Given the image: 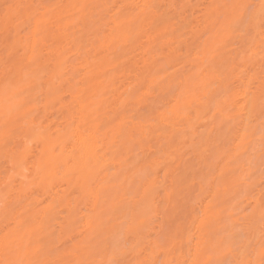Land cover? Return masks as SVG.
Here are the masks:
<instances>
[{"label":"snow or ice","instance_id":"1","mask_svg":"<svg viewBox=\"0 0 264 264\" xmlns=\"http://www.w3.org/2000/svg\"><path fill=\"white\" fill-rule=\"evenodd\" d=\"M73 28L88 37L89 43L81 45L85 58L99 42L106 52L115 50L108 59L117 70L122 56L116 52L126 56L124 50L144 36L155 35L172 50L167 74L157 73L150 85L147 67L138 62L136 80L126 89L112 77L107 85L101 80V87L81 94L69 125L73 136L79 135L81 172L92 165L93 154L85 159L84 153L94 143L89 125L96 124L101 111L113 126L114 160L158 134L167 140L170 161L175 162L186 153L173 130L189 118L192 105L214 101L213 130L233 145L220 179L225 190L244 192L238 211L234 206L225 216L217 203L197 214L201 193L194 184L169 194V201L173 195L183 200L180 212L179 203L161 210L150 170L140 182L117 176L99 190L96 182H86L93 212L84 228L78 229L63 211L59 215L66 219L58 220V227L52 226L51 213L22 211L30 186L28 176L16 172L24 162L17 142L34 127L33 105L55 95L53 82L67 75L66 63H54L52 54ZM0 35L5 53L0 70V141L5 149L0 214L6 228L0 264H264V0L203 5L19 0L0 4ZM169 97L177 103L172 105ZM61 166L57 160L48 162L51 168ZM209 174L214 170L209 168ZM66 231L79 234L65 239Z\"/></svg>","mask_w":264,"mask_h":264},{"label":"bare ground","instance_id":"2","mask_svg":"<svg viewBox=\"0 0 264 264\" xmlns=\"http://www.w3.org/2000/svg\"><path fill=\"white\" fill-rule=\"evenodd\" d=\"M158 0H151V2H157ZM26 2H30L27 0ZM108 3V0H60L58 3ZM145 0H113L108 4H128V3H143ZM115 15V13H113ZM79 30H74L72 33L69 32L68 36L57 42L54 46L53 51V62L54 63H66L67 75L63 77V79L55 80L52 84L53 91L55 95L51 96L48 99L43 101V109L46 113L49 110L55 109L57 105L58 114L60 113L62 119L65 117L64 124L61 123L58 129H48V127L42 126V124L37 123L36 118L34 117V121L32 122L34 127L31 131H29L28 136L24 141L26 145L20 150L23 155V163L19 164L16 168L17 175L23 177L24 175L28 176L27 183L29 186L33 184L36 186V189L43 193H50V198L47 205L39 212L41 213H51V217L56 214L57 210L63 208V210L71 217V221L75 223H80L82 228L87 226L88 219L93 212V205L89 202L87 194L83 188V185L86 182L94 181L97 184V189L99 190V182H103L107 180L108 175L105 172L108 166L116 165V161L113 157V149L111 146V140L113 136L112 125L108 123V119L103 111L100 113V118L96 121L95 125H89L94 137V143L89 149H85V159H87L88 154H93V161L90 167H84V170L81 172L80 168L77 167V163L79 160V156L76 155L80 152V144L78 143L79 135L77 134L75 137L73 136L72 131L69 129V125L71 123V118L73 116V112L75 110L76 105L79 103L80 97L82 93H85L88 89H95L101 87V80H104V85H107L112 77H115L116 80L119 81V84L122 85V89H126L128 85L125 84L127 79H130L134 76V81L136 80L135 71L137 63L139 62L142 66L147 67V71H145V79L146 84L150 85L154 79L157 78V73L154 71L153 65L148 60V55L146 51L143 50L139 59L136 58L135 53L131 56V52L128 50H124L127 55H122L120 52H116L117 55H121V61H118L122 65V67L117 70L113 63L109 62L108 55L110 52H114V49H110L107 52L105 51L106 45H100L97 42V47L91 53L88 58H85L84 53L86 51L85 48H82V43L87 45L89 40L86 38L87 36H83L79 34ZM79 35V36H77ZM135 39V37H133ZM148 39H150L148 37ZM158 39L154 37L149 41L148 45H157ZM179 43V41H177ZM166 44V42H165ZM71 45H78L76 55H78V59L81 60V63L77 65L69 64V57L67 56L71 51ZM132 45H141L140 43H134ZM131 47V45L129 46ZM58 49V51L56 50ZM104 50V55L100 56V51ZM150 50V49H149ZM172 51V50H170ZM64 53V55H61ZM171 53V52H170ZM188 52H186L187 54ZM139 56V55H138ZM0 66V69H2ZM70 68V72L68 69ZM105 73H108L109 76L105 78ZM158 79V78H157ZM47 78L46 85L47 88ZM62 89V91H57ZM68 95V101H65V96ZM179 95V94H177ZM171 100V104L175 105L177 103L176 99L173 97H169ZM209 105V104H208ZM207 106L197 107L196 105H192L189 109L190 116L187 120L183 121L182 126L179 129H174L176 135L180 134L179 139L184 137L185 131L193 132L194 130V120L201 118L202 111L200 108L205 110L208 109ZM38 108V112H39ZM42 109V108H41ZM192 110H194L192 112ZM208 111V110H207ZM34 113V112H33ZM38 114V113H37ZM194 117V118H193ZM98 126V127H97ZM157 137L158 134L156 135ZM37 142L40 143L41 148L38 149L37 153L34 155V160L29 161V156L33 152L30 150L31 143ZM146 142L141 148L144 149ZM151 149V148H150ZM149 149V150H150ZM75 150V152H74ZM3 151V149H2ZM5 153V152H4ZM132 155L131 151L125 152V158L130 159ZM123 156V157H124ZM51 160L60 161L62 166L58 168L48 167V162ZM71 160L72 163L68 164L67 161ZM159 165L157 159L151 161L149 163V168L153 169ZM83 167V165H81ZM140 167V166H139ZM30 169H33L34 172H30ZM139 170L141 168H138ZM137 169V170H138ZM27 170V171H25ZM143 170V169H141ZM30 173V174H29ZM67 173V175H66ZM33 175L35 181L33 183V178H30V175ZM154 182L159 184L158 177L153 178ZM56 182H61L67 185V189L62 191L60 194L59 191H55L54 184ZM77 191L80 194L81 200H84L87 205L90 207L87 208L88 213L82 212L79 209V199H71L69 196V192ZM215 192V190L213 189ZM38 202L34 203V209ZM211 206H215L212 204ZM210 207L204 206V209ZM66 217L64 216V220ZM198 222V220H197ZM6 231V230H5ZM2 239V237L0 238Z\"/></svg>","mask_w":264,"mask_h":264},{"label":"rangeland","instance_id":"3","mask_svg":"<svg viewBox=\"0 0 264 264\" xmlns=\"http://www.w3.org/2000/svg\"><path fill=\"white\" fill-rule=\"evenodd\" d=\"M26 1L27 0H24V2ZM59 1L60 0H46V2L49 3H58ZM112 1L113 0H108V3H111ZM5 2H19V0H0V4H3ZM161 2H177L203 5L217 2V0H158L156 3ZM74 30L76 31L79 29L73 28L70 33H72ZM79 34L82 35L81 32ZM83 36L85 37L86 35ZM148 37L149 36H144L142 39L137 40L136 43H140L141 45H131V47H128L126 50L129 49V52H131L130 57H132V55L135 53L137 59L141 57L140 53L145 50L146 54L148 55L149 62L154 67V71L158 72L159 70H161L159 74L166 75V58L171 52V49H166L165 41L158 38L157 45H148L149 41H151V39H153L155 35L149 37L150 39H148ZM86 38L88 39V37ZM177 41H179V38H177ZM200 43L202 44L203 41H200ZM77 46L78 45H71V52L67 55L69 57V63L67 65H77L78 63L82 62L78 59V55L75 54L77 51ZM162 49L166 50L161 51ZM188 51L189 48L185 47V54ZM103 53L104 50H101L99 53V57L105 54ZM4 57L5 53L3 51V36L0 35V66L3 65ZM162 57L164 59H161ZM188 66L191 67L192 65L189 64ZM68 72H70V68L68 69ZM157 78H159V76H157ZM133 81L134 76L130 79H127L125 84L128 85L130 82ZM68 99L69 96L66 95L65 101H68ZM43 104L44 103L42 101L41 103L33 105V115L36 118L37 123H41L42 126L48 127V129H58L59 125L61 123L64 124L65 121V117L62 119L61 114H58L57 112L59 105H57L55 109L49 110L46 113H42L44 112L43 107H41L43 106ZM38 108H40L39 112L37 110ZM200 110L202 111L201 118L194 120V130L196 131H194V133L190 131H185L184 137L182 139H179L180 134L177 135L178 143L183 145V152L186 153L185 155L178 158L175 162H171L169 158V153L172 151V149L168 147L167 140L159 139V137L156 136L155 139H152L150 143H147L145 145L144 149H142L141 147H137L132 150V155L130 159H124V156L115 162L116 165L108 166L105 170L108 175V178L103 182H99L98 187H103L107 184L108 181L114 179L117 176H119L121 180H124L125 176H127V179L129 181L135 179L137 182H140L143 179L146 171L150 170L152 172L153 178L158 177L157 181L159 182V184H157V190L160 192V195L157 196V200L161 205V210H163V207L165 205L171 206L179 203L177 211L180 212L181 209L185 207L183 200L179 199L178 195H173L171 201H169V194L172 192L173 188H175L176 192L179 193L182 188H186L187 186L194 184L197 192L201 193V197L196 200L197 214L202 212L204 206L208 207L209 204L216 205L217 203H219L220 205L219 210L225 216L229 211H232L234 209V206H237L235 207V210L238 211V206L240 205V202L244 200V192L242 190H232L231 188L225 190L224 184L220 179L221 173L226 170V165L228 163V161L225 160L224 157L226 153L231 150L233 145L225 144L223 136H219L213 130V119L214 114L216 112L215 102L213 101L212 103H209L207 109L208 111L203 108H200ZM193 111L194 110H192V112ZM216 123L217 125L219 124L218 119ZM25 145L26 142L24 141V139L17 142V148L19 150H22ZM40 148V143H31L30 150H32L33 152L28 157V162L34 160V155ZM4 152L5 149L3 147V143L2 141H0V187H2L3 181L2 173L4 168ZM155 159H157L159 165L157 167H154L153 169L149 168V163H151V161ZM165 163H168L170 166L167 168H162V165ZM138 168H141L143 170H139ZM209 168L214 170V175L209 174ZM108 169H111V171H108ZM30 172H34L33 169H30ZM33 175L34 174H31L30 178H33ZM256 184H259L258 175L256 177ZM54 187L55 191H59L60 194H62V191L64 189H67V185L61 182H56L54 184ZM166 188L167 190H165ZM213 189L215 190V192L213 191ZM49 194L50 193L40 192L36 189V186L33 184L29 187V191L25 199L24 209H22V211L28 208L34 209L35 202H38V205L40 207L34 210L41 211L49 201ZM69 195L71 199L80 198V194L77 191L69 192ZM255 195L257 197L259 196L258 187L256 189ZM2 196L3 192L0 191V197ZM203 197H207V199H204ZM244 202L246 203L247 201ZM89 207L90 205H87L86 207V203L84 200H81V198L79 199V209L82 210V212H85V214L88 213L87 208ZM191 207L192 203L189 202L187 205L188 211L191 210ZM62 211L65 212L63 208L58 209L56 214L51 217L53 227L59 226L58 220H64V215H59V213H61ZM182 215H187V213L184 212L182 213ZM192 219L196 220L197 216L194 215ZM188 223H191V220H189ZM75 225L78 226V229L82 228L79 222L75 223ZM5 230V221L3 219L2 214H0V238L3 237V233L5 232ZM78 234V231L76 233L66 231L64 233V238L69 239L71 236Z\"/></svg>","mask_w":264,"mask_h":264}]
</instances>
